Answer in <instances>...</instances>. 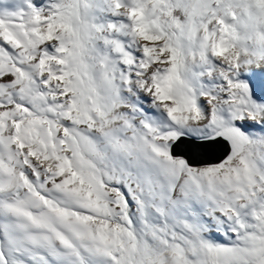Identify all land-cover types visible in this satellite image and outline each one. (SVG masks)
Wrapping results in <instances>:
<instances>
[{
	"label": "snow or ice",
	"instance_id": "1",
	"mask_svg": "<svg viewBox=\"0 0 264 264\" xmlns=\"http://www.w3.org/2000/svg\"><path fill=\"white\" fill-rule=\"evenodd\" d=\"M0 264H264V0H0Z\"/></svg>",
	"mask_w": 264,
	"mask_h": 264
}]
</instances>
